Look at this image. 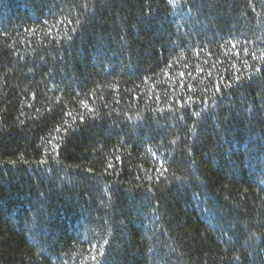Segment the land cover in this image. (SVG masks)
Segmentation results:
<instances>
[{"label":"trees","instance_id":"obj_1","mask_svg":"<svg viewBox=\"0 0 264 264\" xmlns=\"http://www.w3.org/2000/svg\"><path fill=\"white\" fill-rule=\"evenodd\" d=\"M0 264H264V0H0Z\"/></svg>","mask_w":264,"mask_h":264},{"label":"snow or ice","instance_id":"obj_2","mask_svg":"<svg viewBox=\"0 0 264 264\" xmlns=\"http://www.w3.org/2000/svg\"><path fill=\"white\" fill-rule=\"evenodd\" d=\"M169 2L171 3L172 2V0H169ZM233 47H235V45H233ZM106 243V242H105ZM103 253L101 252V255H102ZM93 259H96V257H93Z\"/></svg>","mask_w":264,"mask_h":264}]
</instances>
